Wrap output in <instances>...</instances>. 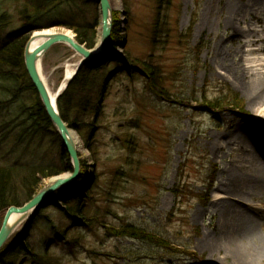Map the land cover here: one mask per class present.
<instances>
[{"label": "rangeland", "instance_id": "374dc122", "mask_svg": "<svg viewBox=\"0 0 264 264\" xmlns=\"http://www.w3.org/2000/svg\"><path fill=\"white\" fill-rule=\"evenodd\" d=\"M247 1L171 0L165 13L173 37L155 44L158 46L151 43L150 36L159 1H118L113 9V18L115 14L121 22L123 32L119 37H124V47L118 48L116 54L126 61L131 56L157 64L165 77L170 100L151 93L142 77L131 80L121 75V78L108 83L100 120L92 122L90 119L92 126L83 130L82 135L73 130L82 144L79 159L88 167L86 175L93 176L95 180L97 175L99 179L97 195L89 206L97 223L90 229L74 228L72 220L67 221L69 218L62 212L64 205L59 203L57 209L55 206L41 209L29 230L23 223L6 245L23 236L36 250L44 252L47 248L45 254L53 258V264H211L218 257L220 264H233L231 259L223 260V254H212L205 240L214 238L223 230L221 213L227 205L220 198H228L229 195L220 188L232 181L230 173L235 153L218 148L215 137L236 128L248 130L255 122L260 124L259 128H252L254 133L260 132L257 147L264 151V102L251 105L248 94L216 62V52L220 50L224 54L223 61L232 67L235 59L229 56V52L238 44L234 30L226 27L225 7L242 5ZM18 6L0 0V13L14 17L13 25L1 32L0 44H4L7 35L21 25L16 12ZM74 10L80 21L98 22L95 49L101 26L98 4L81 0ZM251 18L248 17L251 24L247 26L264 35V22ZM238 27L239 30L248 29L243 24ZM48 30L68 31L76 37L72 30L66 28L41 29L33 32L27 43L35 33ZM183 33L186 37L182 36ZM261 48L264 49V44L252 46L249 43L244 48V57L245 67L252 66L254 73L263 75L264 51H260ZM79 58L64 45H55L44 55L41 65L43 60L45 65H42L41 72L58 99L66 91L61 89L66 65H75ZM81 68L76 70V74ZM99 77L100 84L106 80L102 75ZM95 90L96 87L93 89L91 85L77 95L86 98L93 96ZM228 94L233 95L241 107L211 109L207 104L202 107L204 101L225 98ZM18 97H7L9 103L0 109V165L35 168L66 165L68 158L64 159L61 149L55 145V136L52 133H34V121L29 120L23 111L25 105L31 107L32 94ZM224 101L227 104L230 99ZM80 110L76 109L77 112ZM84 111L87 113L88 110ZM77 112L74 110V115ZM130 136L129 152L122 140H129ZM66 174L70 173L59 176ZM52 179L40 177L32 193L38 194ZM183 183L188 184L191 196L183 200L182 210L174 214L172 212L178 202L173 191ZM204 196L207 199H198ZM246 204L243 205L245 214L256 222L250 244L256 249H264V192L251 196ZM246 207L251 211H246ZM4 216L0 219V229ZM126 223L157 236H170L172 242L182 245L180 253L167 256L159 250L151 252L148 244L110 236L103 228L104 224L109 228ZM52 226L65 230L67 238L76 235L78 230L82 238L71 249L62 243L52 245L45 241L51 238ZM130 252L132 255L128 256Z\"/></svg>", "mask_w": 264, "mask_h": 264}, {"label": "trees", "instance_id": "16d2710c", "mask_svg": "<svg viewBox=\"0 0 264 264\" xmlns=\"http://www.w3.org/2000/svg\"><path fill=\"white\" fill-rule=\"evenodd\" d=\"M4 1L19 5L16 12L21 25L7 35L4 44H0V109L3 108L5 104L9 103V100H6L7 97L16 99L19 98L18 96L31 93L33 96V101L30 102L31 107L25 105L23 111H26L29 120L34 121V133L44 135L52 133L55 136V145L59 146L64 159L68 158V160L66 165L63 163L59 166H40L38 168L27 165H15L12 167L0 165V219L11 207H22L37 195L36 192L32 193V188H34L35 183L39 181L40 177L47 180L65 172H73L70 158L66 154L60 136L48 117L40 97L26 71L24 53L29 36L36 30L66 28L72 30L76 34V40L81 45L85 46L88 50H93L96 46V27L98 26L96 20L92 23H88L78 19L74 9L81 0ZM158 1L159 8L157 10L156 19L152 23V36H150L152 40L151 43L154 46H158L155 44L160 41H164L165 39L168 41L173 37L171 36V28L167 22V13H165V9L168 5L170 6L171 0ZM89 2L95 5L99 4L98 0H89ZM162 8H164L163 12ZM13 21L14 17L12 15L0 13V34H2V31L11 27L14 23ZM122 32L123 28L121 22H118L117 15L114 14L111 39L112 47L107 58L85 63L73 81L69 84L64 94L57 100L63 121L80 135H82L83 130H88L89 127L92 126L90 119L93 120L92 122H98L100 120L99 116L103 115V97L107 96L108 83L116 78H121V75L131 80L142 77L151 93L157 95L159 98H166V101L170 100L169 91L165 87V77L157 64L131 56H129V60L126 61L116 54L118 48L124 47V37H119ZM189 32H191L190 29ZM182 36L186 37V33H183ZM121 39L122 41H120ZM44 65L45 60H43V66ZM94 75L97 76V79L94 78ZM100 75L106 79L101 84ZM97 82L98 85H96ZM91 85L93 89L96 87L93 96L83 98L85 96L77 95L79 92L80 94L85 92V89L91 87ZM224 100L229 102L226 104ZM236 100L237 99L234 98L233 95L228 94L225 98L222 97L211 102L204 101V105H201L205 107L207 104L211 109H221L224 108V106L230 108L241 107ZM76 109H81V113L80 111L77 112ZM85 109L88 110L87 113L84 111ZM74 110L77 112L75 115L73 113ZM84 113L86 115L83 118L82 115ZM86 118L89 119L86 120ZM127 139L129 140H122V144H125V149L130 152L129 145L132 144V138L130 136ZM86 145L89 146L88 141ZM87 172V165L81 163V174L79 178L71 185L61 189L53 195L42 210L48 209L47 207L51 206H55V209H57L59 208V203H62L64 205V211L62 212L65 217L69 218L67 221L72 220L71 222L74 223V228L81 229L80 227H83L84 229H90V227L95 226L92 224L97 223V218L91 216L89 206L94 203V198L97 195V190L99 188L97 184L99 179L97 175L96 180L93 179V176H87ZM36 174H40V177L37 178ZM84 190L85 193L83 194L82 191ZM173 193L175 194L178 204L172 213L176 214V211L182 210L181 208L185 204L183 200H188V197L191 195L190 191H188V184L184 185V183L183 186L175 188ZM198 199H207V197H198ZM40 212L37 214L35 222ZM76 215L80 217L77 218ZM84 221L86 223H84ZM33 225L34 223L32 226ZM103 226L110 236L119 239H135L139 242L148 244L151 247V252L155 249L167 256H172L178 254V252L180 253L182 248V245L172 242L170 236H157L147 233L140 227L130 223H126L121 227L108 228L105 224ZM50 231H52L51 238H44L45 241H50L52 245L55 243H62L70 249L82 238L78 230L76 232L77 236L72 234L71 237H69V235V239L67 238V234H64L65 230L62 231V228L57 230L52 226ZM44 239L43 244L45 243ZM15 242L14 245L11 243L3 248L2 252H6L0 256V264H53V258L45 254L47 248L44 252H40L36 250L33 244L28 243V240L26 241L23 236L19 237ZM130 255H132V252L128 254V256Z\"/></svg>", "mask_w": 264, "mask_h": 264}, {"label": "bare ground", "instance_id": "6f19581e", "mask_svg": "<svg viewBox=\"0 0 264 264\" xmlns=\"http://www.w3.org/2000/svg\"><path fill=\"white\" fill-rule=\"evenodd\" d=\"M109 1L112 9H114L116 4L118 5L119 0ZM225 9L227 12L226 27L227 29L234 30L236 34L235 39H237L238 44L236 48L231 49L232 51H228L229 56L235 59L232 67L223 61L224 54L220 50L216 52V62L219 67H222L220 69L224 70L228 76L233 77L237 85L248 94L251 105L256 103V105H261L264 102V74L254 73L252 66L249 68L245 67L244 48L249 43L252 46L264 44V35L247 26L250 23L248 17H252L251 19L257 18L258 21L264 22V0H248L242 5L232 4L227 6V8L225 7ZM242 24L246 25L248 29L243 28L239 30L236 28ZM101 32L102 28L100 26V37ZM57 33L66 34L68 38L74 39V35L68 31L48 30L37 32L34 35L36 37H43ZM45 41V38L33 40L30 45V53ZM99 48L100 38L94 50L98 51L97 49ZM260 51H264V49L261 48ZM81 62L82 58L80 57L75 65H66V75L61 86L62 90L77 75L76 70L79 68ZM221 62H223L222 66L219 65ZM39 70L50 97L54 102L57 94L50 90L46 79L42 75L41 68ZM261 119L259 118L260 121H262ZM254 123H251L252 126L248 130L236 128L230 133L215 137L218 148L225 151L228 150V152L235 151V153L232 161L233 170L230 173L232 181L220 188V190L225 191L230 197L220 198L224 199L222 203L227 205L221 213L223 230L214 238L206 239L207 244H205L212 254H223V260L227 261L231 259L233 264H264V249H256L250 244V241L254 237V225L256 222L245 214V208H243V205L247 206L246 203L251 196L264 192V151L259 150L257 147V139H259L257 136L260 135V132L254 133L252 129L259 128L260 124ZM71 137L75 141L77 150L80 152L82 149L80 138L75 132H71ZM68 176L69 174L53 177L51 181L57 178H67ZM249 210L251 211L249 207H246V211ZM219 259L220 257L214 258L210 263L216 264L217 262V264H220L221 259Z\"/></svg>", "mask_w": 264, "mask_h": 264}, {"label": "water", "instance_id": "95a60500", "mask_svg": "<svg viewBox=\"0 0 264 264\" xmlns=\"http://www.w3.org/2000/svg\"><path fill=\"white\" fill-rule=\"evenodd\" d=\"M98 3L102 28L100 48L97 49L98 51H95L94 49L88 50L76 40L75 36L74 39H70L66 36V34L62 33L43 37H36L33 35L26 45V71L42 101L48 117L57 130L63 146L69 155L73 172L70 173L67 178H57L51 181L24 206L11 207L8 209L0 229V256L6 252H2V249L10 240L16 229L26 222L27 230H29L31 222L45 205V203H47V200L61 189L75 182L81 174L79 151L77 150L75 141L71 137V132L74 131L67 125V123L63 121L57 104L58 96L53 102L48 92L47 86L41 77L39 68H42L41 62L44 55L57 44L67 46L82 58V62L79 67H82L83 64L87 62L100 60L109 53L112 45L111 39L113 29V9L109 0H98ZM36 38H45L46 41L43 44L38 45V47L30 53V45ZM68 85L69 84L66 85L65 89L68 87ZM15 243H13V245Z\"/></svg>", "mask_w": 264, "mask_h": 264}]
</instances>
